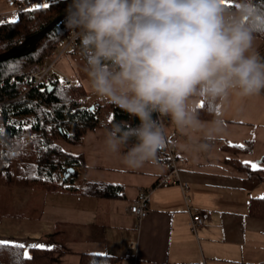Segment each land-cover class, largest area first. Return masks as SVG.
Here are the masks:
<instances>
[{
  "label": "crops",
  "instance_id": "crops-1",
  "mask_svg": "<svg viewBox=\"0 0 264 264\" xmlns=\"http://www.w3.org/2000/svg\"><path fill=\"white\" fill-rule=\"evenodd\" d=\"M14 10L4 5L0 18L15 20ZM254 50L264 58V39L255 37ZM61 58L55 66L59 76L68 73ZM92 101L105 102L96 95ZM214 111L223 112L225 130L207 150L202 145L212 111L198 117L205 125L201 132L181 133L162 118L184 191L177 182L156 185L170 171L161 155L156 165L124 166L106 150L103 127L88 131L76 145L57 141L63 151L81 157L79 188L94 182L120 192L109 198L74 190L35 191L36 196L23 188L20 205L0 214V242L52 249V264H78L81 254L111 256L116 264H264V219L250 216L248 208L251 199L264 197V182L234 166L254 170L255 165L264 172V92L251 98L232 93ZM140 190L149 191V204L146 216L136 221L130 206ZM207 211L210 222L193 234L191 216Z\"/></svg>",
  "mask_w": 264,
  "mask_h": 264
},
{
  "label": "clouds",
  "instance_id": "clouds-1",
  "mask_svg": "<svg viewBox=\"0 0 264 264\" xmlns=\"http://www.w3.org/2000/svg\"><path fill=\"white\" fill-rule=\"evenodd\" d=\"M65 29L79 39L94 95L136 121L114 122L106 150L130 169L159 163L169 147L162 118L181 133L201 132L202 100L213 109L204 150L225 130L229 95L264 92V58L254 31L264 17L250 0L238 14L225 0H65Z\"/></svg>",
  "mask_w": 264,
  "mask_h": 264
},
{
  "label": "trees",
  "instance_id": "trees-1",
  "mask_svg": "<svg viewBox=\"0 0 264 264\" xmlns=\"http://www.w3.org/2000/svg\"><path fill=\"white\" fill-rule=\"evenodd\" d=\"M29 1L31 0H14V4L17 8H22ZM250 2L258 17H264V0ZM226 6L230 12L238 11L233 4ZM65 9V0H56L45 6L18 11L15 24H10L9 21L0 22V54L44 29L62 15ZM68 33L61 21L31 52L0 63V129L4 130V134L0 135V188L64 192L66 189L59 185V172L69 169L75 163H81V157L63 151L57 141L76 145L88 131L100 127L107 129L114 122L127 121L133 126L136 124L134 119L107 102L95 101L88 106L81 105L78 96L86 92L80 83L74 89L66 90H60L57 86H25L23 76L34 65L53 58L60 42ZM254 36L264 39V23L256 27ZM71 53L81 57L79 43ZM209 111L213 109L203 103L198 117ZM105 115L108 117L105 118ZM167 150L160 155L166 156ZM234 166L246 172L248 178L264 182V172L251 170L242 164ZM68 177L72 178L74 174ZM74 191L109 198L118 195L120 187L90 182ZM248 208L250 216L264 219V197L251 199ZM20 251L26 252L29 257H21L22 264H52V249L25 248ZM14 253V249L11 253L8 250L0 251V264H13ZM116 262L117 259L111 256L81 254L78 264Z\"/></svg>",
  "mask_w": 264,
  "mask_h": 264
},
{
  "label": "built area",
  "instance_id": "built-area-1",
  "mask_svg": "<svg viewBox=\"0 0 264 264\" xmlns=\"http://www.w3.org/2000/svg\"><path fill=\"white\" fill-rule=\"evenodd\" d=\"M53 1L56 0H31L28 4H26L22 8H17L15 14H17V12L20 10L31 9L35 6L46 5ZM78 43H79V39L68 33L65 39L60 42L57 52L52 59L40 65H34L23 76L22 81L25 84V86L30 88H45V87L57 86L60 90L74 89L77 86V82L71 79L67 75H63L60 77L58 75V72L56 71L55 66H56V61L63 54L67 52H72L77 47ZM93 97L94 94L92 92L89 94L85 93L84 95L78 96V102L83 106H88L93 103L92 101ZM107 117L108 116L105 115V118ZM163 159L167 161L168 166L170 167V171L166 176L159 178L156 181V185L161 186V185H168L170 183L177 182L181 187L182 191H184L186 188V184L181 183L178 178L175 159L172 153L170 152V150H167V155L164 156ZM81 167L82 165L80 162L75 163L70 167L72 168L74 174V177L72 178L66 177L65 171L67 170V168L61 170L59 172V185L66 190L78 189L79 184L77 181V177L80 174ZM149 194L150 193L147 190H140L138 192L136 199L133 201V203L130 206V213L136 221H140L147 214L148 204H149ZM210 218L211 215L210 212L208 211L191 216L189 222L190 231L193 234H196L200 228L206 227L208 225V223L210 222Z\"/></svg>",
  "mask_w": 264,
  "mask_h": 264
},
{
  "label": "rangeland",
  "instance_id": "rangeland-1",
  "mask_svg": "<svg viewBox=\"0 0 264 264\" xmlns=\"http://www.w3.org/2000/svg\"><path fill=\"white\" fill-rule=\"evenodd\" d=\"M229 2L233 4L240 11L241 4L244 3L245 1L244 0H229ZM6 4L8 5L9 8L15 9L14 11H16L17 7L11 6L14 4L13 0H0V10H3L4 5ZM42 6H45V5H42ZM38 7H41V6H35L33 8H38ZM239 11L233 12V13L238 14ZM14 14L15 12H13V15ZM9 19L10 18H0V22L9 20ZM61 57L60 58H61L62 63L65 62L67 66V69H68L67 75L74 81L80 82L83 86H87L88 84L86 82V76H85V73L83 72L84 65H83L82 58L78 54L71 53V52H67L63 54ZM61 76L62 75H60V77ZM21 191H23V188H18V187H14V188L1 187L0 188V214H6L8 210L13 208L14 206L16 207L20 205V202L24 200L26 197L23 195ZM35 191L36 190H33V192L31 193L33 194L35 193L34 195L36 196L38 193L39 195H42L43 191L38 192V193H36ZM70 191H73V190H70Z\"/></svg>",
  "mask_w": 264,
  "mask_h": 264
},
{
  "label": "water",
  "instance_id": "water-1",
  "mask_svg": "<svg viewBox=\"0 0 264 264\" xmlns=\"http://www.w3.org/2000/svg\"><path fill=\"white\" fill-rule=\"evenodd\" d=\"M65 12L54 19L51 23H49L44 29L39 31L38 33L28 37L24 42H22L20 45L11 48L10 50L0 54V63L4 62L6 60L12 59V58H18L22 57L29 52H31L36 44L57 24H59L61 21L64 20ZM73 173L72 168L67 169L66 171V177H68L70 174Z\"/></svg>",
  "mask_w": 264,
  "mask_h": 264
},
{
  "label": "snow or ice",
  "instance_id": "snow-or-ice-1",
  "mask_svg": "<svg viewBox=\"0 0 264 264\" xmlns=\"http://www.w3.org/2000/svg\"><path fill=\"white\" fill-rule=\"evenodd\" d=\"M9 23L10 24H15L16 21L12 20V21H9ZM55 110L56 109H54V111ZM3 134H4V130L0 129V135H3ZM52 147H54V146H52ZM251 167L254 170H256V166L255 165H252ZM26 247H27L26 245L20 244V243L10 244V243H7V242H0V251L8 250L11 253L13 249L15 250L13 264H22L21 257H23L24 259H28L29 258L26 252H21L20 251L21 249H25Z\"/></svg>",
  "mask_w": 264,
  "mask_h": 264
}]
</instances>
